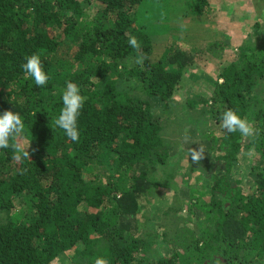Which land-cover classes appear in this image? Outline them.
<instances>
[{
	"label": "trees",
	"instance_id": "1",
	"mask_svg": "<svg viewBox=\"0 0 264 264\" xmlns=\"http://www.w3.org/2000/svg\"><path fill=\"white\" fill-rule=\"evenodd\" d=\"M260 1L249 29L222 0H0V113L24 123L0 149V264H264ZM67 82L79 142L53 123ZM226 108L255 134H225Z\"/></svg>",
	"mask_w": 264,
	"mask_h": 264
},
{
	"label": "clouds",
	"instance_id": "2",
	"mask_svg": "<svg viewBox=\"0 0 264 264\" xmlns=\"http://www.w3.org/2000/svg\"><path fill=\"white\" fill-rule=\"evenodd\" d=\"M130 47L138 49L140 47L135 36L128 40ZM137 60V63H140ZM23 71L27 77L34 81L37 87H43L49 80L48 73L44 70L41 58L38 54H32L26 58L23 64ZM85 97L81 95L80 88L72 82H67L66 87L60 92V102L62 107L58 115L54 118V126L62 129L65 136L72 142H79L80 132L78 127V118L81 109L85 103ZM219 127L225 134L239 132L244 137H251L255 134V130L249 121L242 118L237 111L226 108L220 113ZM24 129L23 118L16 111H4L0 113V149H7L11 137L19 136ZM201 149L199 151L191 150V159L198 161L201 158ZM27 155V153H25ZM17 159L20 157L17 156ZM214 257V256H213ZM211 257L208 261L212 264L215 261ZM94 264H109L106 256H97Z\"/></svg>",
	"mask_w": 264,
	"mask_h": 264
},
{
	"label": "rangeland",
	"instance_id": "3",
	"mask_svg": "<svg viewBox=\"0 0 264 264\" xmlns=\"http://www.w3.org/2000/svg\"><path fill=\"white\" fill-rule=\"evenodd\" d=\"M256 1L257 0H222L223 3L227 4L228 5V8L226 7V9L222 10V11H219L217 10V13L220 14V15H223L224 17H228L227 15L229 14H233L234 15V20L232 22V24H234L236 21H238V19L240 18V16L243 14V13H246V18H245V23H242V24H245L247 25L248 27H250L249 29H252V26L254 24V18H255V14L253 13L254 12V5L256 4ZM260 1V0H259ZM261 2V1H260ZM229 7L231 8V11L229 12ZM92 14V12H91ZM190 20H192L191 18V15H189V20L188 22H190ZM243 21V22H244ZM236 24V23H235ZM253 35V34H251ZM197 39H190L189 41H191L190 43H183L181 44L182 46H185L186 48L188 47H191V46H194V45H198L200 44V42H197L196 41ZM229 51V50H228ZM208 56L209 54L207 53H204L202 55V59L201 61L198 63L200 68L204 71L206 69L209 68V64L207 65L205 62L206 60L208 59ZM216 75V74H215ZM199 78V76L197 77V75L195 74V72L191 73L187 78V88L186 90L187 91H190L191 90V86H193V83L195 81H197ZM191 82V83H190ZM195 137V136H194ZM187 146H189V144H187ZM198 147V146H197ZM197 147L195 148H192V150H196L198 151ZM184 164L186 165V162H184ZM195 175V174H194ZM158 216L157 215V220H158ZM151 220H153V216H151ZM188 226V229L190 230H193L194 226L190 223Z\"/></svg>",
	"mask_w": 264,
	"mask_h": 264
}]
</instances>
